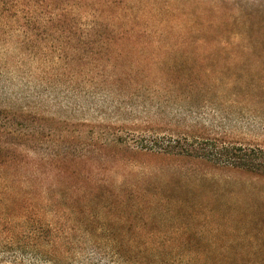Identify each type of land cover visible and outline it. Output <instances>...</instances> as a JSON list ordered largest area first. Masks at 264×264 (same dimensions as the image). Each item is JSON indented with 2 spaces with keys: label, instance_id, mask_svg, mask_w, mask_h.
Segmentation results:
<instances>
[{
  "label": "rangeland",
  "instance_id": "obj_1",
  "mask_svg": "<svg viewBox=\"0 0 264 264\" xmlns=\"http://www.w3.org/2000/svg\"><path fill=\"white\" fill-rule=\"evenodd\" d=\"M48 1L50 8L43 13L77 0ZM222 1L225 11L238 19L228 30L240 42L171 56L168 63L178 66L175 86L133 91L125 83L114 85L113 61L104 62L106 71L95 75L92 65L84 68L72 59L80 47L77 29L36 26L33 36L22 31L3 35L0 125L34 133L21 141L27 146L26 159L51 160L54 153L68 152L65 167L84 174L69 176L64 189H89L87 177L97 183L94 188L103 189L102 183H107L111 189H125L134 215L106 223L65 222L75 228L70 231L74 237L58 244L69 253L50 252L48 259L28 250L30 242L21 235L1 229L0 264H239L237 259L252 264V259L262 258L264 179L178 158L93 157L94 172L87 175L88 167L83 171L77 160L83 141L130 130H137L138 137L152 136L148 130H153L161 138H216L264 147V0ZM68 36L74 40L65 41ZM187 53L191 57L185 62L182 55ZM98 126L107 129L100 132ZM47 170L41 166L40 171ZM30 173V168L14 166L5 171ZM114 242L124 251L115 252Z\"/></svg>",
  "mask_w": 264,
  "mask_h": 264
},
{
  "label": "trees",
  "instance_id": "obj_2",
  "mask_svg": "<svg viewBox=\"0 0 264 264\" xmlns=\"http://www.w3.org/2000/svg\"><path fill=\"white\" fill-rule=\"evenodd\" d=\"M50 4L48 0H0V39L8 32L22 31L33 36L36 26L80 30V47L75 48L78 53H74L72 59L84 63V68L92 65L95 75L106 71L104 62L113 61L110 78L115 82L111 83H125L133 91L174 85L178 66L168 63L173 55L182 51L189 53L194 48L229 47L239 41L238 35H231L228 30L238 19L225 11L227 4L222 0H77L59 11L43 13ZM184 7L195 11H186ZM72 10H76L75 13ZM66 38L65 41L74 40L70 36ZM188 53L182 55L185 62L191 57ZM12 126L0 125V230L21 235V239L30 242L25 244L28 250L46 255L48 259L50 252L69 253L58 244L64 237L65 240L74 237L70 231L75 228L67 227L65 222L106 223L134 215L133 208L127 204L129 198L125 189H111L107 183H102L103 189L94 188L97 183L92 184L89 177L85 178L92 185L89 189H64L67 178L84 174L65 167L70 162L68 152L54 153L51 160L26 159L27 146L21 141L34 133ZM98 129L104 132L107 128L98 126ZM148 131L152 136L138 137L137 130H130L106 139L92 137L81 143L77 160L83 171L88 167L87 175L94 172L93 157L112 161L116 158L132 161L178 158L214 163L222 169L264 179V147L230 144L216 138L168 139L156 136L153 130ZM99 134L102 137L103 133ZM12 166L30 168L32 173L24 175L28 174L27 170L23 175L5 174ZM41 166L48 170L40 171ZM99 169L102 171L101 167ZM146 209L148 207L144 211ZM87 234L85 230L83 236ZM113 244L115 252L124 251L120 243ZM79 248L76 247L77 252ZM95 248H99L98 245ZM19 250L22 252L23 248ZM251 261L264 264V255Z\"/></svg>",
  "mask_w": 264,
  "mask_h": 264
}]
</instances>
